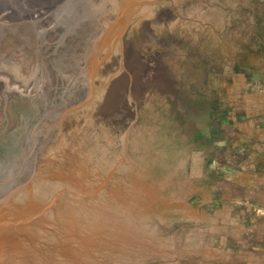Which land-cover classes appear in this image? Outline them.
<instances>
[{
    "label": "rangeland",
    "instance_id": "obj_1",
    "mask_svg": "<svg viewBox=\"0 0 264 264\" xmlns=\"http://www.w3.org/2000/svg\"><path fill=\"white\" fill-rule=\"evenodd\" d=\"M82 2L89 12L93 5L89 0ZM173 6L165 15L162 4L153 5L150 13L135 20L127 34L135 43L124 37L122 49L118 43L115 55L111 53L97 68L110 72L96 82L93 104L67 116L65 130L54 141L40 175L41 193L35 198L40 206L30 207L24 215L53 205L44 216L46 222L40 220L30 227L31 244L24 243L20 264H226L206 256L214 230L212 212L222 210L224 202L216 189L224 183L223 174H235L222 168L218 156L221 146L232 139L231 112L241 96L239 85L233 91L226 80L238 76L245 63L255 58L253 29L264 25V0H177ZM81 22L70 28L66 56L82 53L84 45L91 47L102 35L86 39L83 27L77 30ZM133 27L140 28L139 33L132 32ZM227 41L233 45L223 50ZM86 49L83 64L74 70L75 78L65 77L68 88L79 78L85 81L82 68L90 48ZM102 51L98 60L106 53ZM52 68L64 75L58 64ZM211 70L216 76L207 82ZM18 72L26 85L28 69ZM179 72L198 81L182 78L177 83ZM83 87L79 89L84 97L87 84ZM25 93L29 95L0 80V123L17 138L8 147L15 152L0 145V169H11L16 150L23 154L30 147L26 143L29 130L34 137L41 122L57 119L78 95L74 88L58 89L59 100L45 103L44 95L30 89ZM196 94L200 104H188ZM212 100L215 112L206 114L210 107L205 109V102ZM175 117L186 122L183 131L170 129ZM175 134L183 135V141L177 138L182 143L170 139ZM239 139L236 134L231 142ZM214 154L219 162L211 163ZM240 176L234 177V185L242 184L245 177ZM235 198L239 201L242 195ZM242 208L231 211L235 226L241 217L248 219V213L264 219L262 202L252 203L250 212ZM249 228L256 229V225ZM257 255L243 264H264L259 260L262 254Z\"/></svg>",
    "mask_w": 264,
    "mask_h": 264
},
{
    "label": "crops",
    "instance_id": "obj_2",
    "mask_svg": "<svg viewBox=\"0 0 264 264\" xmlns=\"http://www.w3.org/2000/svg\"><path fill=\"white\" fill-rule=\"evenodd\" d=\"M102 1L89 0L95 10L97 8H100V10L105 9V12L111 14L109 17H102L107 28L109 23L116 17L119 0H108L109 3L105 8H102ZM158 1L151 2L146 0L142 2L141 6H135L138 7L133 10L135 20L139 17L141 19L144 15L150 13L151 6L159 3L162 4L161 9H165L166 15L177 2V0ZM125 2L129 4L130 0ZM80 3H82V0H0V80L8 82L10 89L21 91L24 95H29V93H25L29 89L34 93L35 87L36 94L44 95L45 103H47L48 99L58 101L57 90H66L67 88L64 85L65 77L62 74H58L57 70H52L55 65L40 66L36 63L34 52L38 54V57L43 58L44 53L47 51L44 44L48 40L56 42L63 38L75 22ZM143 5L145 6L144 9H142ZM142 10H147L148 12L141 14ZM82 12H84V9ZM99 15L100 13L98 12ZM150 17L149 15L147 18ZM148 23H151L150 20ZM133 24L130 26H133ZM129 27L124 34V41L135 43L132 36H127ZM132 30H137V33H139L140 28L133 27ZM212 30L214 31L215 27H212ZM222 30L225 31V28L223 27ZM253 30L256 42L252 51H254L255 58L245 63L238 76L235 74L226 80L228 89L235 91L237 89L236 85H239L240 88L241 96L239 95L240 97L238 98V106L231 112L234 116L231 125L233 128L232 139L238 134L240 141L231 142V139L219 149L221 154L218 156L222 162V168L229 171L234 170L235 174L233 172L227 173L225 170L226 173L223 174L224 183L216 189L217 195H221L224 202L222 204L223 208L221 207L222 210L215 208L212 212L214 219L210 225H214L212 227L214 230L211 233V239L208 240L206 252L208 258H218L226 264H243L247 260L257 258L259 253L262 254L259 260H264V219L261 218L262 216H258L259 218L257 219L248 213V219L241 217L240 225H237V227L233 222L235 217L231 214V211L243 210L242 207H245L246 212H250L249 207L252 203L262 202L264 204V25L256 26ZM190 31L191 33L193 32L192 29ZM141 32L145 33L143 30ZM231 44L229 41L224 42L222 44L223 50H227ZM113 61H115V57H113ZM218 62H215L216 66ZM179 64L180 62H178V67ZM22 67L27 68L29 72L28 79L26 78V85L22 84L25 78L23 77L24 79H22L18 72L19 68L22 69ZM180 67L182 68V65ZM43 70L45 73H43ZM182 73L179 72L175 75L177 83L183 81L182 78H184V81H198L195 76L182 75ZM214 76H216L215 70H211L208 74L207 82H212V77ZM55 81L60 82L61 85H52ZM38 84H41L40 89L37 88ZM46 91L50 92L49 95L43 94ZM54 96L56 97L55 99L52 98ZM189 99L192 101L191 104L196 102V105H199L198 96L195 98L191 95ZM241 102H246V104L243 105ZM215 109L213 104L210 109H207L206 114L214 113ZM63 131H60L59 134ZM2 136L0 135V145H2ZM210 147L215 152V142L212 141ZM209 162H219L216 154L213 155V158H210ZM236 176L245 177L242 181L239 179L242 183L241 185H234L235 182L233 180ZM252 179H254L253 182ZM237 192L242 195L239 201H235V197L238 195ZM239 205L241 208L238 207ZM255 225L256 229L249 231L251 229L249 227L253 228ZM235 227L236 229H234ZM244 230L250 233H243ZM219 231H222L221 236L218 235Z\"/></svg>",
    "mask_w": 264,
    "mask_h": 264
},
{
    "label": "water",
    "instance_id": "obj_3",
    "mask_svg": "<svg viewBox=\"0 0 264 264\" xmlns=\"http://www.w3.org/2000/svg\"><path fill=\"white\" fill-rule=\"evenodd\" d=\"M140 1L143 2V0H135L133 7L141 6L142 4ZM149 1L159 2L158 0ZM127 6L132 9H128ZM131 6V3L128 4L124 0H120L116 11V17L109 23L101 37L91 45L82 68V70L85 69L86 71L85 82L87 84V92L85 96L77 103L60 110V115L56 121L47 125L54 130L46 138H42L41 133L38 140L34 142L28 155L24 154L19 162L21 167L28 169L27 174H29V177L16 181L9 189L0 193V264H20L25 249L24 243L27 242L29 245L31 244L29 236L30 227L40 220L46 222L44 213L46 209L52 207V202L46 204L40 212L27 216L24 215L27 211H24L23 207L20 209L16 208L15 204H18L28 192V201L26 205L29 208H27V210L30 209L31 206H34V202H32L34 194L33 188L41 175L43 155L49 145L54 143L53 141L58 134V130L66 117L71 113L80 111L93 104L96 95L94 75L100 64L110 57L116 44L119 43V47L122 49L124 34L127 28L135 22V13ZM104 48L107 49L106 53L102 59L98 60L99 53ZM120 64V66H122V62ZM29 212L33 213L34 210Z\"/></svg>",
    "mask_w": 264,
    "mask_h": 264
},
{
    "label": "flooded vegetation",
    "instance_id": "obj_4",
    "mask_svg": "<svg viewBox=\"0 0 264 264\" xmlns=\"http://www.w3.org/2000/svg\"><path fill=\"white\" fill-rule=\"evenodd\" d=\"M108 0H103L102 4L104 5L103 7H107L108 5ZM83 5V2L80 3V5L78 6V15L75 19V22L79 21L81 22V26L79 28H77V30H80L83 27L84 32H87V36L85 37L86 39L89 40V38H93L95 36H98L100 34H102L103 30L105 29L104 27L105 25V21L102 18L104 17H109L111 16V14H108L107 12H105V9L100 10V8H97L96 10L93 8V6L91 7V10L88 12L86 9V7ZM102 7V8H103ZM138 7H134L133 10H135ZM145 6L143 5L142 9H144ZM84 9V12H82V10ZM109 11V10H108ZM98 12L100 13V15L98 16ZM148 11L146 10H142L141 14H146ZM102 13V14H101ZM73 26V25H72ZM72 28V27H71ZM71 29L68 30V32L63 36V38H61L59 41L54 42V40H48L45 44L44 47H46L47 51L44 53V57L40 58L38 57L36 54V52H34V60L36 61V63H38L40 66L41 65H46V66H51V65H57L58 64V69H62L63 68V72H64V77L66 78H71V80H73L75 78L74 75V70L76 69V65L82 63L85 59L83 58V55L85 54V50H87L86 48H90V44L84 45V47L81 49V52H77L74 54H67L68 56H66L65 53H67L66 51H70V47L68 48L67 44V40H68V36H70L71 34ZM77 30L75 32H77ZM92 31L94 34H92ZM89 32V33H88ZM85 36V35H84ZM118 45L115 46L113 53L111 56H113V54L115 55V53L117 52V48ZM72 50V49H71ZM106 50L102 51V55ZM65 52V53H64ZM64 53V54H63ZM86 56V55H85ZM112 58V57H111ZM113 61V58H112ZM107 62H104V64ZM111 63V61H110ZM62 67V68H61ZM66 68V71H65ZM104 73H102V71L97 70V72L94 75V83L97 86L96 82H98V80L100 81L102 79V77H104L103 75L106 72H110L108 71V69H105L103 71ZM43 73H45V71L43 70ZM74 75V76H73ZM78 83H75L74 87L72 88H66V91H70L74 88V92H78V95L76 97V101L78 102L79 100H81L83 98V96H81V90L82 88H84L83 86L85 85V81L84 79H78ZM82 81V82H81ZM47 85V84H46ZM82 85V86H81ZM50 87V86H49ZM80 88V89H79ZM50 92H44L43 94H47L49 95ZM34 94H36L35 92V87H34ZM65 96V95H64ZM63 96V97H64ZM53 99H55L56 97H52ZM60 98V96H59ZM44 100V98H43ZM48 101V100H47ZM46 101V102H47ZM67 119V117H66ZM66 119L64 120V122L62 123L61 127L58 130V134L56 135V138L59 135L60 131L65 130V126H66ZM56 120V119H55ZM55 120H51V119H45L43 122L40 123V128L36 130V134L33 137L31 134V130H29L26 134V143L29 142L30 143V147L28 149H25V152L23 154H20L19 151L16 150V156L14 157L15 159L10 162V167L11 165L13 167H11V169L8 167H4L0 169V193L6 191L7 189L10 188V186H12L16 181L20 180V179H27L29 177V174H27V168H23L21 167V164L19 165V162L21 161V159L23 158L24 154L28 155L30 149L33 147L34 142H36L40 136V134L42 133V138H46L54 129L53 128H49L47 125L51 124L53 122H55ZM11 128V127H10ZM2 128L1 124H0V135L2 136V143L3 147L5 148L6 151H14V149H9L8 147L12 145L14 139H17L16 137H13V135L10 132H5L7 128ZM32 129V128H31ZM9 131V129L7 130ZM56 138L54 139V141L56 140ZM53 141V142H54ZM54 147V143L50 144L49 147L46 149L45 154L43 155L42 158V162H41V172L44 166V163L46 160H49L50 157V151L52 150V148ZM17 156H19V158H16ZM15 169V170H14ZM6 170V173L3 175V172ZM5 177V179H4ZM40 177L38 178L37 182L34 185L33 188V198H32V202H34V209L38 208V201L35 200L38 199L37 197V193H41L40 191ZM40 196V195H39ZM28 201V192L26 193V195H24L23 199L19 202V204L21 205L19 207L24 209V211H27V208H29L26 205V202ZM17 205V204H16ZM16 207V206H15ZM32 207V206H31ZM50 209V208H49ZM49 209H46L44 216L46 215V213L48 212Z\"/></svg>",
    "mask_w": 264,
    "mask_h": 264
},
{
    "label": "trees",
    "instance_id": "obj_5",
    "mask_svg": "<svg viewBox=\"0 0 264 264\" xmlns=\"http://www.w3.org/2000/svg\"><path fill=\"white\" fill-rule=\"evenodd\" d=\"M120 1V0H119ZM119 1H118V3H119ZM131 1H135V0H131ZM137 1V0H136ZM140 3L142 4V2L140 1ZM207 101H209V100H207ZM205 102V105H204V108L205 109H207V108H209V107H212L213 106V104H215V101L214 100H212V101H210V102ZM191 103H192V101H189L188 102V104H190L191 105ZM210 104V106H206L207 104ZM178 104V101H175V105H177ZM199 104H200V101H199ZM201 104H202V102H201ZM189 105V106H190ZM201 106H203V105H201ZM175 110V109H174ZM175 114H176V112H175ZM177 115V114H176ZM178 115H182V114H178ZM179 119H180V121L178 120V118L177 117H175V119L174 120H172L173 121V123H174V125L173 126H171V128L170 129H172V127H174V129L175 130H177L178 128H180V130H182V128H183V125L186 123V122H183L184 120H182L180 117H179ZM191 123V126L193 125L192 124V122H190ZM193 123H194V121H193ZM183 131V130H182ZM186 134H188V132L186 131L185 132ZM166 136H167V133L165 132V135H164V138H166ZM196 136V135H195ZM175 138H173V135H171L170 136V139H174V141H177L178 142V144L179 143H182V142H180V141H183V135L181 136V134H179L178 135V137H177V134H175V136H174ZM177 138L180 140V141H178L177 140ZM165 140V139H164Z\"/></svg>",
    "mask_w": 264,
    "mask_h": 264
},
{
    "label": "bare ground",
    "instance_id": "obj_6",
    "mask_svg": "<svg viewBox=\"0 0 264 264\" xmlns=\"http://www.w3.org/2000/svg\"><path fill=\"white\" fill-rule=\"evenodd\" d=\"M131 4H132V6H134V2H133V3H131ZM132 6H131V7H132Z\"/></svg>",
    "mask_w": 264,
    "mask_h": 264
}]
</instances>
